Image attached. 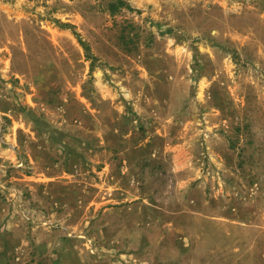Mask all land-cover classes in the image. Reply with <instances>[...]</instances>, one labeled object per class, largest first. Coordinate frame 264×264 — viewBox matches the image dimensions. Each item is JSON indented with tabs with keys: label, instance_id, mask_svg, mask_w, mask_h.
Wrapping results in <instances>:
<instances>
[{
	"label": "rangeland",
	"instance_id": "obj_1",
	"mask_svg": "<svg viewBox=\"0 0 264 264\" xmlns=\"http://www.w3.org/2000/svg\"><path fill=\"white\" fill-rule=\"evenodd\" d=\"M0 264H264V0H0Z\"/></svg>",
	"mask_w": 264,
	"mask_h": 264
},
{
	"label": "trees",
	"instance_id": "obj_2",
	"mask_svg": "<svg viewBox=\"0 0 264 264\" xmlns=\"http://www.w3.org/2000/svg\"><path fill=\"white\" fill-rule=\"evenodd\" d=\"M84 46H85V48H86V51H87V55H91L89 52H88V47H87V45L86 44H84ZM91 57V56H90Z\"/></svg>",
	"mask_w": 264,
	"mask_h": 264
}]
</instances>
